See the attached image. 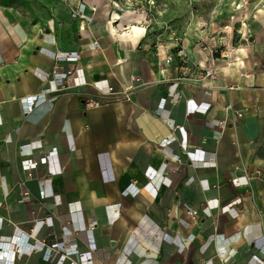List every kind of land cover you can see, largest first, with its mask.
Wrapping results in <instances>:
<instances>
[{"label":"crops","instance_id":"obj_1","mask_svg":"<svg viewBox=\"0 0 264 264\" xmlns=\"http://www.w3.org/2000/svg\"><path fill=\"white\" fill-rule=\"evenodd\" d=\"M134 1L37 0L34 26L0 16V264H264V7L249 42H181L163 15L153 26L166 0L151 15Z\"/></svg>","mask_w":264,"mask_h":264},{"label":"rangeland","instance_id":"obj_2","mask_svg":"<svg viewBox=\"0 0 264 264\" xmlns=\"http://www.w3.org/2000/svg\"><path fill=\"white\" fill-rule=\"evenodd\" d=\"M36 4L37 0H0V16L13 24L34 26ZM260 7L264 0H166L162 12L155 9L152 23L154 26L163 15V31H175V41H195L203 35L222 40L226 31H232L233 43L241 44L249 42L250 27Z\"/></svg>","mask_w":264,"mask_h":264},{"label":"built area","instance_id":"obj_3","mask_svg":"<svg viewBox=\"0 0 264 264\" xmlns=\"http://www.w3.org/2000/svg\"><path fill=\"white\" fill-rule=\"evenodd\" d=\"M133 3H136L138 4L137 2H135L134 0H132ZM148 5L146 7H143V10H145L148 15H151V11H152V8L154 5H155V0H148ZM140 5H143L142 3H140ZM199 43L201 44L202 48L205 49V50H208L211 54H216L217 52L221 51L219 50V48H215L213 46H211L205 38H201V40L199 41ZM227 50V51H226ZM228 49H224L221 51V58H226V59H229L231 58V54L228 53ZM183 60L186 58L185 55H181L180 56ZM61 58L62 59H79L80 58V55L77 53V52H66V53H63V55H61ZM215 60L219 59L218 58H214ZM168 62H170L172 60V57H169L168 59ZM182 60V61H183ZM194 65H196L194 63ZM197 66V65H196ZM198 67V66H197ZM206 72V75L207 76H210V77H216V71L214 68H210V69H206L205 70ZM77 73H78V69H70L67 71L65 77H55L54 78V82H55V88L56 89H67L69 86H71L73 83L76 82V78L78 77L77 76ZM53 74L56 76L57 74V69H54L53 71ZM110 90H108L109 92ZM127 99H130V96L127 95ZM24 102H25V112L26 113H29V111H31L33 109L34 106H36L37 103H41L43 102L44 100V92H41L37 95H33V96H30V97H24L22 99ZM191 104V108L195 111L197 109H202L203 107L206 108L203 104L205 103H202V104H199L197 103L195 100H191L190 101ZM100 104V101L96 100V99H90L89 101L86 102V105L87 107H96ZM206 104H209V103H206ZM205 104V105H206ZM230 107V106H229ZM238 116H241L242 115V112H236ZM229 123L228 120H223L221 121V125H227ZM38 163V162H37ZM208 163V162H206ZM34 164H36L35 161H30L28 162L27 166H26V169H32V167L34 166ZM258 176H262L261 175V172L258 171ZM125 193L126 194H130V193H133L134 195L138 193V191H132L130 189V187H127V189H125ZM30 199V196L25 194L22 198V201H26V200H29ZM189 213L192 215V216H195L197 214V211L196 210H190ZM29 240V239H28ZM27 238L25 237H21V239L18 241L19 243V246L17 247L18 249L20 248H23V247H30V248H35L36 244L34 243H31V242H28ZM38 245V244H37ZM50 249L53 250L50 252ZM44 250H45V257L46 258H50V256L52 254H54V252H57L56 249L54 248H49V247H44ZM251 261H254L255 263L259 262V263H264V259L258 254V253H255L252 255V258H251ZM6 264H14V261L10 262V261H7ZM75 264H80L79 263H76Z\"/></svg>","mask_w":264,"mask_h":264},{"label":"bare ground","instance_id":"obj_4","mask_svg":"<svg viewBox=\"0 0 264 264\" xmlns=\"http://www.w3.org/2000/svg\"><path fill=\"white\" fill-rule=\"evenodd\" d=\"M238 7H239V6H238ZM35 8H36V11H37V4L35 5ZM134 29H135V30H139V31H143V30H145L144 27H142V28L134 27Z\"/></svg>","mask_w":264,"mask_h":264}]
</instances>
